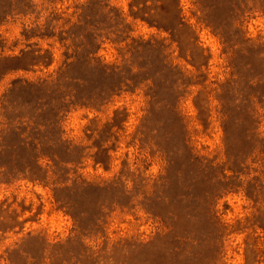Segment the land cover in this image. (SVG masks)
Segmentation results:
<instances>
[{
    "label": "rangeland",
    "instance_id": "obj_1",
    "mask_svg": "<svg viewBox=\"0 0 264 264\" xmlns=\"http://www.w3.org/2000/svg\"><path fill=\"white\" fill-rule=\"evenodd\" d=\"M257 2L34 0L33 13L0 21V130L13 83L56 74L66 61L60 43L24 35L49 19L58 20L57 32L81 17L90 28L102 22L106 33L120 15L131 37L164 40L162 53L183 83L182 127L146 87L100 109L70 107L62 129L76 153L64 179L91 185L80 195L58 200L53 186L25 178L26 171L0 169V264H264V8ZM216 28L241 48L226 49ZM32 43L50 51L53 64L16 70L31 63L15 58ZM125 45L106 38L97 56L120 64ZM107 155V164L97 163ZM207 207L221 227L216 251L198 241L210 229ZM78 232L79 241L68 244Z\"/></svg>",
    "mask_w": 264,
    "mask_h": 264
},
{
    "label": "trees",
    "instance_id": "obj_2",
    "mask_svg": "<svg viewBox=\"0 0 264 264\" xmlns=\"http://www.w3.org/2000/svg\"><path fill=\"white\" fill-rule=\"evenodd\" d=\"M258 2L264 8V0ZM36 7L34 0H0V21L6 22L16 15L27 16L33 13L32 10L35 11ZM169 16L177 21V26H186L182 16ZM89 20L80 17L76 23L70 25L69 29L59 32L56 31L58 20L56 22L55 19H49L46 24H37L31 29H26L24 35L28 40L39 38L60 43L66 48V61L56 74H50L46 78L36 81L16 80L3 99V117L6 122L2 123L4 127L0 130V161H2L0 169L8 170L10 165L13 171H26L28 175L25 178L53 186L58 200L61 195L64 196L63 198L80 195L81 189L85 191L91 186L79 178L72 181L69 178L64 179L68 174L66 165L75 161L71 157L76 153L75 148L64 139L62 129V121L70 107L100 109L123 92H135L146 87L150 91L148 96L151 101L155 105L164 102L163 107L173 118L179 119V126H183L178 112L182 97L178 95V91L183 84L178 82L182 77L178 76V66L162 53L165 47L164 40L145 41L131 37L130 30L122 26L123 20L120 15H115L114 29L106 33H103L105 28L102 22L96 21L95 27L90 28ZM206 21L208 25L212 24L210 19ZM157 26L167 31L171 30V26L164 27L158 24ZM75 29L81 31L77 36L72 32ZM214 31L224 39L226 49H234L237 45L241 48V43L237 45L232 43L231 37L221 35L219 29L216 28ZM109 37L117 44L126 43L125 48L121 49L124 59L120 64L105 63L97 56L104 39ZM37 46L36 43L30 44L28 51L15 58L17 61L25 58L28 60V57L31 59L29 65L27 63L25 67L17 66L16 70L29 69L33 65L49 68L53 64L54 58L50 51L41 54L43 49L40 46L38 49H33ZM90 47H92L91 51ZM71 49L72 53L69 54ZM186 86L188 87L189 84ZM162 89H165V95L160 99L159 94ZM119 114L118 112L116 115ZM107 151L104 148L102 154H106ZM101 156L96 159L97 163L106 161L107 164L109 155L106 160ZM65 158L69 159L65 160ZM46 159L52 164L44 167L42 162ZM70 182L72 184H68ZM98 187L108 189L109 186L98 185ZM218 195H214V198L216 199ZM102 205L100 202L95 204L97 212ZM204 210L210 229L207 231V236L198 241L208 240L206 244L216 251L218 240L221 238V227L214 215V209L207 207ZM95 212L88 210L85 215ZM82 214L76 218L78 228H83ZM91 224L95 225V223ZM79 235L81 234L78 232L71 237L68 244L77 243ZM63 247L58 249L61 251Z\"/></svg>",
    "mask_w": 264,
    "mask_h": 264
}]
</instances>
